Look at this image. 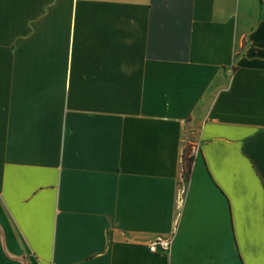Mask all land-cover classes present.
I'll list each match as a JSON object with an SVG mask.
<instances>
[{
	"label": "crops",
	"instance_id": "crops-1",
	"mask_svg": "<svg viewBox=\"0 0 264 264\" xmlns=\"http://www.w3.org/2000/svg\"><path fill=\"white\" fill-rule=\"evenodd\" d=\"M0 264H264V0H0Z\"/></svg>",
	"mask_w": 264,
	"mask_h": 264
},
{
	"label": "built area",
	"instance_id": "built-area-1",
	"mask_svg": "<svg viewBox=\"0 0 264 264\" xmlns=\"http://www.w3.org/2000/svg\"><path fill=\"white\" fill-rule=\"evenodd\" d=\"M197 152H198V146L192 145L189 147L188 156L194 157L197 154ZM182 174H183V171H182ZM181 195H182V192L179 193V196L177 197V200H176V206L178 209L180 208L182 204ZM172 240H173V236L158 237L149 244V251L152 253L157 252L158 250L162 252H169L171 245H172Z\"/></svg>",
	"mask_w": 264,
	"mask_h": 264
},
{
	"label": "trees",
	"instance_id": "trees-1",
	"mask_svg": "<svg viewBox=\"0 0 264 264\" xmlns=\"http://www.w3.org/2000/svg\"><path fill=\"white\" fill-rule=\"evenodd\" d=\"M188 150L189 148L185 150L184 155H183V162H182L184 182H187L190 178L191 171H192V165L194 161V157L188 156L189 154Z\"/></svg>",
	"mask_w": 264,
	"mask_h": 264
}]
</instances>
